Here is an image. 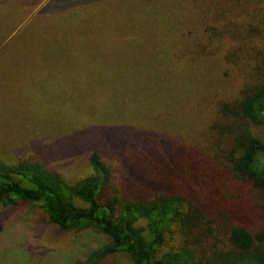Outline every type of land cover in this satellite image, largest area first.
<instances>
[{
  "label": "trees",
  "instance_id": "obj_1",
  "mask_svg": "<svg viewBox=\"0 0 264 264\" xmlns=\"http://www.w3.org/2000/svg\"><path fill=\"white\" fill-rule=\"evenodd\" d=\"M41 1L81 19L94 0ZM143 1L147 36L185 65L175 129L99 126L86 145L92 173L76 182L41 160L0 159V205L39 204L62 232L106 235L84 264L118 253L132 264H264V0ZM107 27L111 38L141 37V24L103 23V37Z\"/></svg>",
  "mask_w": 264,
  "mask_h": 264
},
{
  "label": "rangeland",
  "instance_id": "obj_2",
  "mask_svg": "<svg viewBox=\"0 0 264 264\" xmlns=\"http://www.w3.org/2000/svg\"><path fill=\"white\" fill-rule=\"evenodd\" d=\"M35 2L0 0L1 160H41L76 182L92 173L93 146L86 145L94 132L107 130L99 126L136 135L153 128L160 134L163 124L175 129L185 65L147 36L152 21L143 0H94L81 19L50 15ZM103 23L141 24V37L111 38V27L103 37ZM64 39L73 40L69 52ZM117 185L113 179V195ZM0 221V264H84L92 249L109 241L94 230L60 231L34 203L0 205ZM104 264L132 262L118 253Z\"/></svg>",
  "mask_w": 264,
  "mask_h": 264
}]
</instances>
